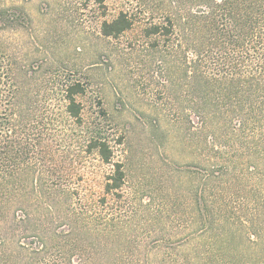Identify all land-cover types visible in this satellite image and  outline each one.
I'll use <instances>...</instances> for the list:
<instances>
[{
	"label": "trees",
	"instance_id": "16d2710c",
	"mask_svg": "<svg viewBox=\"0 0 264 264\" xmlns=\"http://www.w3.org/2000/svg\"><path fill=\"white\" fill-rule=\"evenodd\" d=\"M137 5L143 18L122 11L103 34L143 21L147 37L179 32L180 52L193 53V238L186 249L150 245L155 260L131 259L145 244L121 206L127 174L110 136L95 125L80 143L113 167L97 197L57 170L53 144L64 153L65 140L52 142L50 124L32 121L17 88L0 89V264H264V0ZM84 92L75 83L65 96L81 125Z\"/></svg>",
	"mask_w": 264,
	"mask_h": 264
},
{
	"label": "rangeland",
	"instance_id": "374dc122",
	"mask_svg": "<svg viewBox=\"0 0 264 264\" xmlns=\"http://www.w3.org/2000/svg\"><path fill=\"white\" fill-rule=\"evenodd\" d=\"M129 9L143 18L137 0H0V89L17 88L32 121L65 140L64 153L53 144L57 170L97 197L113 167L80 143L95 125L110 136L127 174L121 206L145 244L131 259L147 261L150 245L186 249L193 238V53L180 52L179 32L147 37L143 21L106 37L104 23ZM75 83L83 125L65 112Z\"/></svg>",
	"mask_w": 264,
	"mask_h": 264
}]
</instances>
